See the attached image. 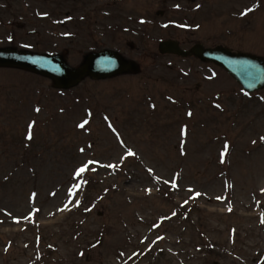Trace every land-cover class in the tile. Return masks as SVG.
Returning a JSON list of instances; mask_svg holds the SVG:
<instances>
[{
  "label": "rangeland",
  "instance_id": "1",
  "mask_svg": "<svg viewBox=\"0 0 264 264\" xmlns=\"http://www.w3.org/2000/svg\"><path fill=\"white\" fill-rule=\"evenodd\" d=\"M168 38L264 55V0H0V47L140 67L69 90L0 68V264H264V90Z\"/></svg>",
  "mask_w": 264,
  "mask_h": 264
},
{
  "label": "water",
  "instance_id": "2",
  "mask_svg": "<svg viewBox=\"0 0 264 264\" xmlns=\"http://www.w3.org/2000/svg\"><path fill=\"white\" fill-rule=\"evenodd\" d=\"M160 49L162 52H171L182 57L195 56L203 62H213L223 67L242 85L245 92L264 89V57L233 52L223 46L206 48L201 43L189 50H183L173 40L162 42ZM0 67L21 68L47 76L54 81L57 88L62 89L75 86L85 77L107 78L128 70H138L135 63L126 62L111 50L90 53L81 66L72 68L60 55L3 48L0 49Z\"/></svg>",
  "mask_w": 264,
  "mask_h": 264
},
{
  "label": "snow or ice",
  "instance_id": "3",
  "mask_svg": "<svg viewBox=\"0 0 264 264\" xmlns=\"http://www.w3.org/2000/svg\"><path fill=\"white\" fill-rule=\"evenodd\" d=\"M154 107V106H153ZM217 108H220L221 106L219 104L216 105ZM36 112H39L40 109L37 108L35 109ZM189 116H191V113L189 112L188 113ZM107 119V118H106ZM88 123L87 120H85L83 123H80L78 125L79 128L83 129L85 127V125ZM109 127H112L111 124H109ZM113 131H115V129H113ZM28 139L31 140L32 139V135H31V131H29L28 133ZM262 141H264V137H261L260 138ZM253 143H256V141H253ZM81 152L84 151V149H80ZM129 155H134V153L131 152V150L129 149ZM89 163H92V162H88V163H85L83 166L79 167L77 170H76V175L77 176H80L82 173H84L86 170H88V166H89ZM111 167H115L114 165H111ZM149 171H152L151 169H149ZM151 190L149 189V192ZM264 191V190H262ZM35 195V194H34ZM231 211V209H229ZM262 222H264V220H262ZM83 255V254H81Z\"/></svg>",
  "mask_w": 264,
  "mask_h": 264
}]
</instances>
